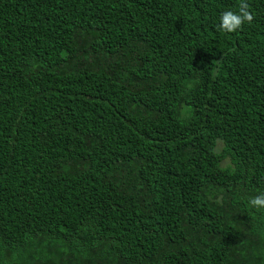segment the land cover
I'll return each mask as SVG.
<instances>
[{
  "label": "trees",
  "instance_id": "1",
  "mask_svg": "<svg viewBox=\"0 0 264 264\" xmlns=\"http://www.w3.org/2000/svg\"><path fill=\"white\" fill-rule=\"evenodd\" d=\"M0 0V264H264V0Z\"/></svg>",
  "mask_w": 264,
  "mask_h": 264
},
{
  "label": "clouds",
  "instance_id": "2",
  "mask_svg": "<svg viewBox=\"0 0 264 264\" xmlns=\"http://www.w3.org/2000/svg\"><path fill=\"white\" fill-rule=\"evenodd\" d=\"M253 19L254 16L249 10L248 3L246 0H241L238 12L228 10L220 14V23L216 26L217 31L233 33L241 29L245 22L251 24ZM249 203L257 210L264 209V194L251 198Z\"/></svg>",
  "mask_w": 264,
  "mask_h": 264
}]
</instances>
